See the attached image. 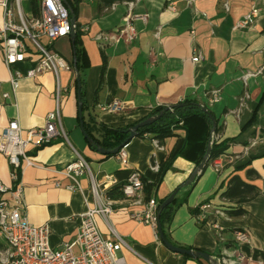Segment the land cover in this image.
Segmentation results:
<instances>
[{
  "label": "crops",
  "instance_id": "crops-1",
  "mask_svg": "<svg viewBox=\"0 0 264 264\" xmlns=\"http://www.w3.org/2000/svg\"><path fill=\"white\" fill-rule=\"evenodd\" d=\"M66 1L69 9L70 4L77 7L76 23L88 63L80 75L87 108L82 109L85 122L91 117L97 125L113 130L132 128L151 117L157 108L194 101L216 123L215 133H211L212 144L228 142V150L221 157L238 156L241 161L247 160V164L236 169L240 161L238 164L225 162L219 173L206 165L192 178L198 167L196 160L178 155L186 140L182 129L174 130L162 142L156 140L162 150L154 146L153 135L133 138L125 146V163L119 162L116 155L100 154L96 148L100 146L89 144L80 127L76 68L72 67L60 74L63 90L59 107L68 142L61 138L39 150L28 148L27 154L34 166L23 164L20 178L23 215L34 226L49 225V242L53 248L75 240L79 217L86 210L84 197L79 192L66 191L69 180L57 172L75 160L76 150L98 178L113 176L121 185L136 171L145 181L138 204L119 196L115 198V211L110 217L113 229L128 245L121 251L126 264H212L171 252L161 240L156 241L148 226L131 218L150 200L161 206L176 191L170 207L171 218L162 228L170 244L202 252L219 263L226 249L232 258L236 252L248 264H264V0H191V4L179 0L175 11L168 9L169 0H116L112 5L102 0ZM130 1H134L133 14L146 15V23L134 21L136 38L132 43L120 41L102 47L96 37L117 32L122 27L126 2ZM252 7L259 12L253 26L236 29V24ZM24 14L31 17V9L29 15L25 11ZM194 48L204 54L203 62H192ZM54 50L68 63L74 62L70 37L57 41ZM32 67L33 64L26 62L19 69L26 73ZM217 89L221 90L222 98L209 106L210 92ZM80 96L82 101L81 92ZM55 98L53 73L22 80L14 91L0 45V132L13 120H18L23 137L29 130L42 127L46 116L56 107ZM113 101L126 103L128 109L117 113L100 111V106ZM256 140L259 144L245 155L244 149ZM167 159L171 167L156 186L158 173L151 168ZM234 177L253 188L252 195L243 194V200L225 197ZM0 178L8 187L17 186L1 154ZM56 182L61 183V188L55 187ZM80 183L92 206L88 178L81 177ZM4 198L10 199V196ZM205 203L221 209L226 217L208 214L204 222L198 221V208ZM213 224L224 228L225 242L219 241ZM97 225L105 239L112 238L102 218H97ZM236 229L249 234L248 243L235 244L232 232Z\"/></svg>",
  "mask_w": 264,
  "mask_h": 264
},
{
  "label": "built area",
  "instance_id": "built-area-1",
  "mask_svg": "<svg viewBox=\"0 0 264 264\" xmlns=\"http://www.w3.org/2000/svg\"><path fill=\"white\" fill-rule=\"evenodd\" d=\"M134 1L126 2L127 12L123 18V25L117 32L102 33L96 37L102 47L120 41L130 44L135 40L136 32L133 23L136 20L146 23L147 16L133 14ZM178 1L169 0L168 9L175 11ZM187 2L192 3L191 0ZM39 3L38 16L27 17L22 8V0H0V45L4 53V64L9 71L12 89L18 90L22 80H32L45 73H53L56 78V107L46 116L42 127L29 130L23 137L18 120H13L0 132V154L6 158L10 166V178L17 185L8 187L0 178V264H126L121 251L128 245L115 232L110 223V217L116 205L110 192L119 188L122 197L138 204L144 191L143 178L139 172H132L125 183L118 185L113 176L98 178L94 175L87 160L74 150L75 160L57 173L69 180V184L65 187L66 191L79 192L83 195L86 210L79 217L80 226L75 240L62 244L59 248H53L50 245L49 225L34 226L23 215V187L20 184L23 164L25 167L34 166L27 154L28 148L32 146L39 150L61 138L68 142L67 134L62 126L59 107L61 90H63L60 74L70 71L71 65L54 50V44L70 37L72 29L76 30V24L72 25L70 10L62 0H39ZM225 7L227 9V5ZM258 13V10L252 7L251 11L236 24V29L252 27ZM82 31H87V28H82ZM193 35L194 32H192ZM156 36H159V32ZM192 52L194 64L205 60L204 54L199 49L194 48ZM26 62L33 64V67L23 73L19 66ZM251 75L253 74L247 76ZM4 98H7V95H4ZM221 98V90H213L209 95V106L218 103ZM99 109L104 113H117L128 109V105L113 101L100 106ZM144 137L148 135L144 134ZM152 142L158 150H162L158 141L152 140ZM258 144L259 140L251 142L244 149V154L248 155L251 149ZM126 158L127 153L124 147L116 154V159L125 163ZM239 161L241 157L238 156L219 157L211 162L210 167L219 173L224 168L225 162L235 164ZM159 169L158 164H154L151 168L154 173H159ZM83 176L89 180L92 206L83 194L80 183V178ZM55 187L61 188V183L56 182ZM5 195H9L10 199L4 198ZM198 211L197 219L200 222H204L208 214L226 217L224 211L214 208L210 203L202 204ZM98 217L107 224L112 234L111 239H105L100 233L97 225ZM131 218L138 224L148 226L156 241L160 240L158 233L160 205L155 200H150L141 211L132 214ZM213 229L219 241L225 242L224 228L213 224ZM232 233L235 244L249 242V234L246 231L236 229ZM75 249H78V253ZM222 254L220 264H248V260L236 252H234L235 258H232L226 249Z\"/></svg>",
  "mask_w": 264,
  "mask_h": 264
},
{
  "label": "trees",
  "instance_id": "trees-1",
  "mask_svg": "<svg viewBox=\"0 0 264 264\" xmlns=\"http://www.w3.org/2000/svg\"><path fill=\"white\" fill-rule=\"evenodd\" d=\"M107 5H112L116 0H102ZM69 3V2H68ZM31 5V17H37L39 14V0H30ZM70 8V17L76 18L77 21V7L71 5ZM76 35L73 40V50H74V61L76 63V70L80 75L88 68L87 58L84 50L81 47V32L80 27L76 23ZM71 65V68L74 67V62ZM83 79L81 78V95L83 103V111H85L86 104L83 101ZM162 114L161 119L154 123L153 125L140 129L136 137H143L144 134L153 135L154 140L162 142L166 138H169L173 135L174 130L182 129L186 134L185 145L183 149L179 152V156H183L192 160H196L197 166H199L206 155L208 146L210 144V137L213 131V121L210 117L209 112H205L196 102L194 101H185L184 103L179 104L178 106L172 108H157L151 113V117L158 116ZM149 117V118H151ZM148 118V119H149ZM147 120V119H146ZM145 121V120H144ZM143 122V121H142ZM84 131L86 135L94 141V143L106 151H114L124 144L129 137L128 130L130 128L113 130L107 128L103 125H97L93 118H89L85 122L83 118ZM228 142H213L212 150L209 157L207 166L211 164L212 161L221 157L223 154H226L228 150ZM166 161L162 162L159 166L158 178L156 181V186L159 185L165 175V173L171 167V164ZM240 164L236 169H241L247 164V160L240 161ZM238 164V163H237ZM143 184L145 185V181ZM254 189L250 186L245 185L240 181L238 177L232 178L230 182V188L227 190L225 197L227 198H236L240 197L243 200V194L252 195ZM111 198L115 199L121 196L119 188H115L110 192ZM170 206H168L160 215V223L162 228H165V225L170 220Z\"/></svg>",
  "mask_w": 264,
  "mask_h": 264
},
{
  "label": "water",
  "instance_id": "water-1",
  "mask_svg": "<svg viewBox=\"0 0 264 264\" xmlns=\"http://www.w3.org/2000/svg\"><path fill=\"white\" fill-rule=\"evenodd\" d=\"M63 3L69 8V5L67 3L66 0H62ZM70 10V9H69ZM71 23L72 25L74 26L76 24V18H72L71 20ZM75 35H76V31L74 29H72L71 31V34H70V38L72 39V41L75 39ZM76 66V63L74 61V67ZM76 72V80H77V88H78V114H79V120L81 122L80 124V127H81V130L84 134V137L87 139V141L89 142V144H94V142L92 141V139H90L86 134H85V131H84V125H83V115H82V101H81V96H80V92H81V81H80V74L78 73L77 70H75ZM204 110V109H203ZM205 112L206 109L204 110ZM162 117V114L158 115V116H154V117H151L137 125H135L134 127L130 128L128 130V134H129V137H128V140L122 144L119 148L115 149L114 151H106L100 147H97V151L102 154V155H105V156H109V155H116L120 149L124 148L133 138H135L138 134V131L140 129H143V128H146V127H149L151 125H153L154 123L158 122ZM212 119V118H211ZM213 121V120H212ZM215 130H216V123L213 121V131H212V135L215 133ZM212 135H211V142L208 146V149H207V152H206V155L205 157L203 158L201 164L197 167V170L194 172L192 178L196 177V175L198 173H200L201 171L204 170L205 166L207 165L208 161H209V157H210V154H211V150H212ZM178 191L174 192L161 206H160V215H161V212L164 211L168 206H170L176 195H177ZM158 233H159V238L161 240V242L165 245V247L170 250L171 252H174V253H178V254H181V255H185V256H189L191 258H194V259H198V258H201L203 260H205L206 262L208 263H212V264H220L216 258L213 259L211 258L210 256H208L207 254H204L202 252H199V251H195V250H185V249H181V248H177L175 246H173L172 244H170L165 236H164V233H163V230H162V225L161 223H159L158 225ZM214 262V263H213Z\"/></svg>",
  "mask_w": 264,
  "mask_h": 264
},
{
  "label": "rangeland",
  "instance_id": "rangeland-1",
  "mask_svg": "<svg viewBox=\"0 0 264 264\" xmlns=\"http://www.w3.org/2000/svg\"><path fill=\"white\" fill-rule=\"evenodd\" d=\"M22 6H23L25 13L29 15L28 13L30 12V9H31L30 0H22Z\"/></svg>",
  "mask_w": 264,
  "mask_h": 264
}]
</instances>
